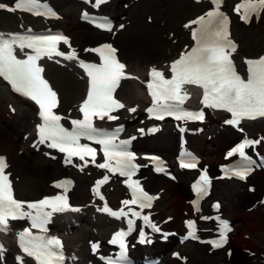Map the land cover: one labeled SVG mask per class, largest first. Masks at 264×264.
<instances>
[{"label": "snow or ice", "instance_id": "6c2138e0", "mask_svg": "<svg viewBox=\"0 0 264 264\" xmlns=\"http://www.w3.org/2000/svg\"><path fill=\"white\" fill-rule=\"evenodd\" d=\"M104 2L105 0H95V5L99 6ZM211 3L214 6L213 10L185 25V27L198 25L192 29V40L195 44L171 63V78H166L164 71L155 67L151 69L149 73L151 79L147 83L149 94L152 97V106L147 109L150 116H154L156 119H163L167 115L173 116L176 120H202L204 115L202 110L190 111L183 107L185 102L191 98V93L186 88L191 85L202 89L200 100L202 105L213 109H223L231 114L232 118L225 121L227 124L239 125L243 119L264 117V56L258 59H246V78L239 74L231 59V53L236 51V45L229 39V19L220 11L222 0H211ZM0 9L55 16V12L48 4L39 3L38 0H14L13 6L0 4ZM42 9L45 11H41ZM241 9H243L241 19L247 23L253 15L257 18L260 17L261 12L264 11V0H242L235 10L240 13ZM97 27L111 31L112 22L105 18L104 23L97 24ZM120 27L122 28L123 25ZM60 42L68 44L69 40L60 34L6 35L0 33V77L9 81L14 91L30 98L39 106L42 123L38 125V132L41 143L48 141L50 142L49 147L66 153V163H70L73 156L82 161L86 156H90L92 162L95 163L96 149L80 143L81 138L94 140L97 144L102 145L101 150L104 158V163L96 164V167L107 169L112 173L118 172L131 181L128 183V187L131 189L132 199L124 200L122 204L125 206L138 205L141 209L150 208L155 197L144 191L138 181L131 180L139 165L133 163L136 157L134 153L128 151L130 141L115 142L117 134L122 131V128L109 132L96 128L93 123L94 117L101 120L105 117L108 120L118 119L111 113L123 108L124 105L114 97L113 93L124 75L125 64L116 58V49L109 44L86 50L96 52L100 56L101 63L79 61V66L84 69L89 78L88 91L87 97L79 108L83 119L72 120V130L69 131L60 123L62 117L54 111L58 106L57 94L44 79L42 75L44 69L37 63L44 57L51 59L53 55L68 60L76 59L75 50L70 54L58 50ZM16 48H19L21 52L26 48L32 49L34 55H26L25 59H20L16 55ZM130 111L134 112L135 109H130ZM141 131L143 130L141 129ZM151 131H155V129ZM259 143H261L260 140L244 139L242 143L227 153L226 158L239 155L241 159V164L229 169L233 175L245 179L252 170L251 166L255 163L246 154L245 149ZM151 159L158 160L156 157H151ZM180 166L195 168L197 162L195 158H191L189 162L182 161ZM7 167L6 158L0 157V231L7 230L10 219L29 218L31 228L46 233L45 225L49 223L52 214L65 211L70 207L66 193L72 182L68 180L55 184V187L64 189V194L45 197L35 202H24L14 198L10 173L5 171ZM162 170V168H157V171ZM108 179L109 177L105 176L102 180H98L93 189L101 200H104V197L99 193V186L107 182ZM208 184L207 175L202 174L197 183L193 185L198 199L207 194ZM25 205L31 211H25ZM196 205L197 202H194V206ZM215 207L218 209L219 205L217 204ZM98 210L109 213L117 219L127 217L131 213L134 217L142 218L153 231H160L155 224L151 223L148 215L141 217V213L132 208H129L128 212H125L123 208L113 211L105 202L104 206ZM196 211H199L198 206H196ZM203 219L208 218L203 217ZM134 224L135 222L129 219L127 231H118L109 241L110 244L118 245L120 251L115 261L109 258L108 264H121L126 261L127 245L124 238L134 230ZM220 225L221 239L211 241L215 247L222 246L226 242V233L231 231L227 221H221ZM186 226L189 229H194L195 222L188 220ZM139 235L140 243H144L145 233L141 230ZM18 236L19 246L24 253V256H17L20 264H28L26 258L34 259L37 264H63L65 256L59 239L45 235H33L29 228H25ZM188 238H196L193 230H190L184 237V239ZM99 247V244L92 245L93 251Z\"/></svg>", "mask_w": 264, "mask_h": 264}, {"label": "rangeland", "instance_id": "374dc122", "mask_svg": "<svg viewBox=\"0 0 264 264\" xmlns=\"http://www.w3.org/2000/svg\"><path fill=\"white\" fill-rule=\"evenodd\" d=\"M4 1L12 2L13 0ZM183 1L184 0H124L120 4V7H122L123 10L128 11V13H126L127 18L123 20L125 29L118 33L119 38H121V42L119 41L117 46L120 49L122 59L127 62L129 66L134 65L137 58H140L141 61L143 59H152V56L148 54L145 47L139 45L134 46L133 43H130L129 46H127L128 44L126 43V41L133 39L135 36L141 38L142 43H146L148 46L151 45L159 47V44L156 45V37L158 41L160 40L162 35L167 36V34L174 29V31L171 33V38L163 42L160 48L164 51H168L173 47L177 48L179 46L178 40H173L172 38L175 30L178 29L180 25L185 21L193 18L196 14L202 12L203 10L202 8H194L193 6L182 7L181 2ZM124 4H131V6L125 8ZM144 5H146V7L141 9ZM227 6L228 7L226 8L230 10L233 6L232 1ZM80 7H83V5L73 0H68L60 3V9L65 14V19L59 21L56 24H53L52 26L58 27L69 34L73 39L74 46L83 51L85 48H91L93 45H97V43L100 41L92 38L91 36L93 35V33L89 32V28L85 27L84 24L83 26L80 23ZM164 11H167L170 14V26L161 25ZM109 12L110 10L105 9L104 13L113 16L112 13ZM29 22L34 23L38 29L46 27V24L41 21L35 23L33 20H29ZM237 24L239 23H235L233 26V33L235 38L240 43V48H242L238 55H240V57H257L264 51V47H261L262 44L264 45V23L253 22L250 25L239 24L238 26H236ZM74 26L78 30L87 31V33L81 36L83 39L79 40V43H76L74 40ZM0 29H21V20H19L18 16L0 13ZM97 34L100 35L102 33L97 32ZM148 35L149 37L147 38ZM95 37L99 38L97 36ZM47 74L53 81L55 87L58 88L61 93L63 101L61 111L66 115L73 114L75 106L83 97V94L85 92V85L80 81L78 74L75 71L61 69L53 65H49ZM121 95L122 94L120 92V97L122 98L123 96ZM11 104L14 106V108H16L17 114L15 115H13L10 111L9 105ZM23 107L24 103L21 102V100L17 97H13V95L10 94L5 86L0 83V156L2 155L8 158V161L10 163L9 173L11 174L15 182L18 196L21 199L30 200L37 199L45 195L59 194V192L55 189L53 182L62 177L74 178L78 185V189H75L68 194L73 199L74 203L83 206L86 205L87 208L80 214L81 217H84L82 226L71 231H69L68 228L66 229L68 231L67 245L71 251H76L80 254L79 257L83 259L82 263L80 262V264H99V261L91 256L89 245L93 241L95 242L105 239L107 235L105 234V232L108 233V231L112 228V223L107 219L98 216L96 210L90 207L91 185L94 178H96L98 174H95L90 178L87 175L79 174L78 170L72 171L68 169L67 171H62L59 173L57 172L56 174L54 172L55 170L53 171L52 169H47L50 164L55 162H53V160L44 158L42 154L33 151L28 144L21 142V134H24L25 132L27 133L32 129V126L27 125L26 127L23 126L20 132V129L17 125L18 123H20V119L22 118V116H24L22 112ZM31 114H33L32 111ZM10 115L13 116L11 121L9 119ZM213 126L220 128V125H218L217 123H215ZM169 129L172 128L167 127L166 130ZM4 131L5 133L10 132L7 138L10 139V142L8 144L4 143L1 140L4 139L1 136V132ZM250 134L254 135V133ZM160 137L161 134L160 136L153 139L157 142L160 140ZM208 148L211 149L212 146L208 145ZM175 155L176 154L172 155V159L175 157ZM219 155L220 159L214 161V164L216 165L221 164V152ZM43 168H45V170ZM148 173L149 175H151L150 172ZM180 174L181 172L178 173L179 178ZM150 177H152V175ZM184 177H186L187 179V185L193 178L192 175L188 174H184ZM160 179L162 182L158 181L156 185L159 186L162 184H166L171 188V195L178 199L180 197V192L176 190L177 186L174 188L175 184H173L172 182L166 180L163 177H160ZM249 183L255 184L257 186V190L255 193L248 192L247 184ZM261 183L264 184V171L258 172L254 176H252L247 184H242L234 181L219 182L215 185L214 193L211 199L208 200V207L213 199H219L222 202L223 206H225V211L223 210L224 216L229 218L233 222V219L238 214L244 215L245 213H250L247 211V208L242 210L235 207V202H237L240 198L238 195V191L243 190L249 196L254 197V199H258V197H260L264 193V187H262L263 185H259ZM81 184H83L82 191L84 190V192H81L80 190ZM156 189H158V187H156ZM149 190L152 192L151 189ZM77 191L81 192V195L78 197L76 196ZM159 191V189L158 191L156 190V192ZM117 193L118 185L114 184L112 185V187L108 188L109 198L115 202L116 206L118 205V199L124 196L123 194ZM170 204L171 202L166 203L162 200L158 201L155 212L157 213L156 217L159 221L165 220V218H167V216L171 214L169 209ZM184 205L182 208H184ZM181 210L182 216H180L179 218H175L172 222L168 223L166 226L167 229H172L173 227L177 229L183 224V220L185 218H188L186 217L188 213L185 215L184 210ZM210 212L211 211L209 209L208 213ZM64 221L65 219L63 218L58 219L57 224L59 227L57 229L64 227ZM259 223L262 227L261 232L264 233V218L259 219ZM240 224L241 223H239V221L233 223L236 231L234 232V234H232L233 237L230 245H234L243 251H249L252 254H255V257L260 258V253H264V248L255 246L250 239L249 234H251L253 228L249 227V224L246 223V234H244L241 230ZM238 226H240V228H237ZM63 234L66 235V232H63ZM175 243L176 244L173 243L170 251L165 254L163 259L164 263L168 261L169 263L176 262V264H182V262L174 261L171 255L172 251L178 248L182 251L183 255L187 257V264H201L207 260L210 261L212 259H224L227 256V250L230 246L229 245L219 252H212L211 246L209 244H186L180 248L178 247L177 241H175Z\"/></svg>", "mask_w": 264, "mask_h": 264}, {"label": "bare ground", "instance_id": "6f19581e", "mask_svg": "<svg viewBox=\"0 0 264 264\" xmlns=\"http://www.w3.org/2000/svg\"><path fill=\"white\" fill-rule=\"evenodd\" d=\"M124 0H113V3L109 4V10L110 13H112L117 20H120L119 25H122L123 22V18L126 16V13H128V11H125L122 9V7H120L121 2H123ZM188 1V2H187ZM231 0H226L225 5L229 4ZM182 3V7L185 6H193L194 8H205L204 11L198 13L196 16H194L193 18L187 20L189 21V24L191 21H193L197 16L201 15L203 12H205L206 10H208L207 8H211L212 7V3L209 0H184ZM141 4V3H140ZM139 4V5H140ZM224 6V5H223ZM140 7V6H139ZM146 5H144L141 9L145 8ZM171 12V10H170ZM170 14L167 11H164L163 16H162V21H161V25H166V26H170L169 24L170 22ZM193 19V20H192ZM185 21V22H187ZM184 22V23H185ZM183 23V24H184ZM236 23H240L239 20ZM155 24V23H153ZM157 24V23H156ZM183 24L180 25V27L178 29L175 30L174 36L175 38H180L177 39L178 40V44L179 46L177 48L173 47L170 50H162L160 47L162 45L163 42H165L166 40H169L171 38V33L174 31H170L167 36L164 35H160L161 38L160 40L157 41V37H156V45L159 44V47L156 46H151V45H147L146 43H142V39L139 38L138 36H135L133 39L131 40H127L126 43L128 44L127 46H129L130 43H133L134 46L135 45H139V46H143L146 48V51L148 52L149 55L152 56V59H143L142 61L140 60V58H137L136 62L134 65L129 66L128 65V69H130L131 73L136 74V77L138 80H134L131 82H127L125 83L123 90L121 92L125 102L127 103V107L125 109V114L123 115V122L128 126V128L130 129L132 124H136L138 121L137 118L139 117H143V111L146 108V106L150 103V99L148 98L147 95V91H146V81L150 78V71L153 67L157 68L158 70H167L169 68V65L171 64V62L173 61L174 58H176L179 53H181L182 51H185L190 45H192V40H191V31L193 28H195V26L193 25L192 27H187V28H183ZM159 25V24H158ZM238 26V24H237ZM87 27V26H85ZM75 28V32H74V40L76 43H79L78 41L83 39L81 36L85 33H87V31L85 30H78ZM89 28V32L93 33V35L91 36L92 38H94L98 42L97 44H101L104 42H109L111 44H118V42H121V38H119L118 34H97V32L93 29ZM188 33V35H187ZM89 36V35H88ZM95 36L99 37L96 38ZM149 37V35L147 36V38ZM175 40V39H173ZM85 41V40H84ZM96 45H93L92 47H94ZM156 47V48H155ZM261 47L263 48L264 45L262 44ZM125 49H126V45H125ZM242 48H240L239 53L241 51ZM264 49V48H263ZM243 57H241L242 59ZM247 58H252L247 56ZM242 62H240V66H242ZM75 71L78 72L77 69L73 68ZM162 71V70H161ZM80 75V81L82 83H84L85 85V89H86V81H85V76L84 74H82L81 72H78ZM191 101H193V99H191ZM79 104H77V108H78ZM34 110L35 108L33 106H31ZM136 108V114H138V117L136 118L134 115H131L129 113L131 108ZM27 114L25 116L22 117L20 123L18 124V127H22L23 123L26 125L27 123L32 122L33 120V116H31V113H29L30 111H26ZM211 118L209 119V121L206 123L207 125V130L204 131L203 133L199 134V133H194L193 135H189L188 139V146L192 147V149L196 152L199 153V155L201 156V158L204 160L202 162V167L209 170V172L211 173V177L214 179L215 176H218V166L214 165L213 162L215 160L220 159V151L221 150H225L224 154H226L228 151V148L230 149L231 147H229L232 143H235L240 137L241 134L234 131L232 128L230 127H226L228 131L223 132L221 129H217L215 126H213V124L217 123V124H221L223 123V121L229 120L228 119V115L225 112H210L209 113ZM10 119V118H9ZM246 127L252 126L255 128V130H252L251 128H249V130H252L254 132V135L258 137V139L261 140L262 137H264V121H258V122H254V123H245ZM10 127V124H9ZM1 136L4 139H1L4 143L8 144L10 142V139L8 138L9 133H5L1 132ZM218 134V135H217ZM179 145V141H178V132L176 134V137L173 135L171 130H167V132L165 134H163L160 137L159 141H155L153 140V137H146L144 139L138 138L135 141V147H137V149L139 151H141L142 153H154L155 151H160L163 155H165L166 158L170 159V156L173 154L174 152V148L175 146L178 148ZM208 145L212 146L211 149H208ZM223 154V155H224ZM12 157V156H11ZM232 160H227V161H223L222 164H228L230 163ZM56 164V166H55ZM58 165V166H57ZM166 166H169L170 168L173 166L172 163L169 161ZM66 168V166L63 165V163L57 164V163H52L48 166L47 169H52L56 174L57 172H62L64 171V169ZM45 170V168H43ZM87 171L89 172L90 169H87ZM147 172H143L142 173V177L145 178L144 182L147 186V188L151 189L152 192L153 191H158V189L162 192L163 195H161L160 197H162V199L168 203L171 202V204L169 205V209H170V213L169 216H174L175 218H179L180 216H182V210L181 209H188L189 208V203L190 200L192 199L191 196V190L189 187H187V179L186 177H184V174L180 175V179L177 180L176 182V186H174V188L176 187L179 192H180V197L178 199H176L174 196L171 195V188L169 186H167L166 184H162L157 186L156 182H162L161 179L159 177H155V181L153 180V178L149 177L147 175ZM262 177V176H260ZM157 178V179H156ZM260 183V182H259ZM260 186L263 185L262 187H264V184L261 183L259 184ZM82 187L83 184L80 185V190L81 192H84V190L82 191ZM156 187H158V189H156ZM163 188L166 189V193H164ZM77 189H78V185H77ZM263 191V190H262ZM80 191H77L76 196H80L81 195ZM238 195H239V200L237 202H235V207L238 209H245L248 207H252L254 205H256L255 209L250 212V213H245L243 214H238L234 220L235 221H239L240 226H241V230L243 231L244 234H246V223L249 224V227L253 228V231H251V234H249L250 239L252 240V242L254 243L255 246L257 247H263L264 248V233L261 232L262 227L261 224L259 223V219H263L264 218V205L260 201H258L259 199H254V197L249 196L247 193H245L243 190H239L238 191ZM264 195V194H263ZM262 197V196H261ZM36 200V199H33ZM184 202V203H183ZM185 202L188 205H185V208H182L183 205L185 204ZM191 209V208H190ZM223 210V207H221V210L219 212H221ZM187 212V211H186ZM192 212V210H191ZM218 213L217 211L212 212V214H216ZM196 215V214H195ZM174 218V219H175ZM174 229V228H173ZM8 243H10V240H7ZM5 244V243H4ZM172 243L170 244H162L160 243L157 247H155L154 251L152 253H156L158 255H163L165 254L169 248H171ZM229 251H232L233 257L229 260L228 258H225L224 260H216V259H212L210 261H205L201 264H264V253H260L261 257H254L252 255V253L247 252V251H243L241 249H238L234 246H230L229 247ZM169 264H176V262H172Z\"/></svg>", "mask_w": 264, "mask_h": 264}]
</instances>
